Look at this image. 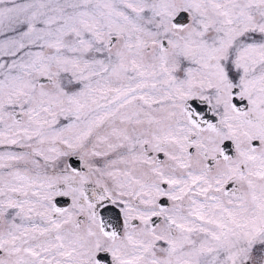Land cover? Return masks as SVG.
<instances>
[{
  "label": "snow or ice",
  "instance_id": "1",
  "mask_svg": "<svg viewBox=\"0 0 264 264\" xmlns=\"http://www.w3.org/2000/svg\"><path fill=\"white\" fill-rule=\"evenodd\" d=\"M0 264H264V0H0Z\"/></svg>",
  "mask_w": 264,
  "mask_h": 264
}]
</instances>
